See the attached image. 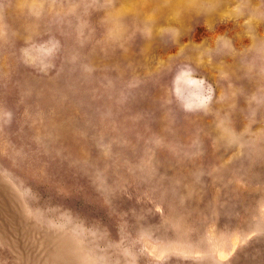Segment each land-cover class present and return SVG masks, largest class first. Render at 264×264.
Returning <instances> with one entry per match:
<instances>
[{"label": "rangeland", "instance_id": "1", "mask_svg": "<svg viewBox=\"0 0 264 264\" xmlns=\"http://www.w3.org/2000/svg\"><path fill=\"white\" fill-rule=\"evenodd\" d=\"M0 264H264V0H0Z\"/></svg>", "mask_w": 264, "mask_h": 264}]
</instances>
